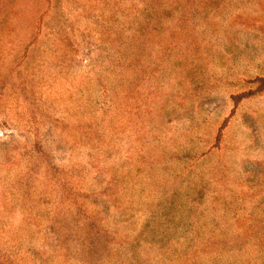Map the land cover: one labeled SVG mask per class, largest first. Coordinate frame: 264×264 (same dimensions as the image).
<instances>
[{"label": "rangeland", "instance_id": "obj_1", "mask_svg": "<svg viewBox=\"0 0 264 264\" xmlns=\"http://www.w3.org/2000/svg\"><path fill=\"white\" fill-rule=\"evenodd\" d=\"M86 218L104 264H264V0H0V264H85Z\"/></svg>", "mask_w": 264, "mask_h": 264}, {"label": "trees", "instance_id": "obj_2", "mask_svg": "<svg viewBox=\"0 0 264 264\" xmlns=\"http://www.w3.org/2000/svg\"><path fill=\"white\" fill-rule=\"evenodd\" d=\"M38 162H39V159H36L34 161V163L32 165H30L28 167V169L25 170L28 172L26 174L24 172L22 173V176L19 177L20 179L17 180L19 182V184L22 185L24 183V180L25 179L27 180V177L30 178L29 173H34V170H32L33 166H35ZM51 168H54V166H51ZM49 173H50V170L48 169L47 170V176ZM61 175L62 174L52 175L50 182L54 183V184L61 185V183H62ZM46 178L48 179V177H46ZM106 184H107V182H106ZM63 185H64V187L60 186V188H64V191H65L64 195L71 197L74 194V190L72 188H67L68 187L67 184H63ZM107 185H108V187L110 186L109 183ZM40 192L45 194L47 192V190H41ZM58 206L60 207L61 205H58ZM86 222L90 223L91 229L87 233L88 238H87L86 248L88 249L89 255L87 256V260H86L87 262H85V264H93L92 263L94 261L93 254L96 250L99 252H101L102 250L106 251V254L99 256L96 259V262H98L100 264H104L110 258L115 259L116 252L118 251L119 247H123L124 245H128L127 239L124 240V238L122 236H120L118 234H113L112 231L106 227L105 223H104V225L103 224L99 225L98 223L91 222L90 220H88Z\"/></svg>", "mask_w": 264, "mask_h": 264}]
</instances>
